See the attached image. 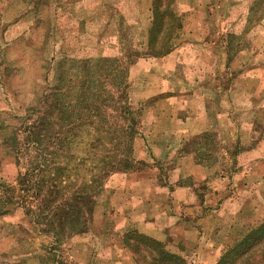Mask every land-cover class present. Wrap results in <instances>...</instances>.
Instances as JSON below:
<instances>
[{"label": "rangeland", "instance_id": "1", "mask_svg": "<svg viewBox=\"0 0 264 264\" xmlns=\"http://www.w3.org/2000/svg\"><path fill=\"white\" fill-rule=\"evenodd\" d=\"M174 8L183 21L176 46L156 57L144 53L152 0H0V264H139L124 243L129 229L166 242L188 264H216L264 221V0H176ZM154 40L158 45L161 37ZM133 50L139 54L129 65V100L139 123L135 165L127 172L147 170L142 178L168 186L165 205L151 183L149 202L156 203L140 197L134 203L132 196L145 191L141 178L128 186L116 175L123 171L115 172L88 230L54 248L53 236L29 212L38 198L32 192L26 198L19 182L34 152L17 151L7 137L56 85L59 59H126ZM190 119L196 122L187 138ZM136 138L147 158L135 154ZM166 144L173 147L160 158ZM194 161L204 169L195 171ZM189 182L194 202L174 204V184ZM163 210L178 213L173 218L187 230H173L169 219L154 223L153 234L138 227L141 215L157 219Z\"/></svg>", "mask_w": 264, "mask_h": 264}, {"label": "trees", "instance_id": "2", "mask_svg": "<svg viewBox=\"0 0 264 264\" xmlns=\"http://www.w3.org/2000/svg\"><path fill=\"white\" fill-rule=\"evenodd\" d=\"M175 4L152 0L144 53L158 57L176 46L183 21ZM138 54L133 50L126 59L107 54L62 57L56 63V85L42 95L39 105L26 109L22 128L7 137L6 143L17 151L34 152L19 182L26 198L31 192L38 198L29 212L53 236L54 248L65 236L88 230L105 180L135 165L139 119L129 100V65ZM251 228L216 264H264V221ZM124 243L138 254L139 264H188L166 242L137 229L125 232Z\"/></svg>", "mask_w": 264, "mask_h": 264}, {"label": "crops", "instance_id": "3", "mask_svg": "<svg viewBox=\"0 0 264 264\" xmlns=\"http://www.w3.org/2000/svg\"><path fill=\"white\" fill-rule=\"evenodd\" d=\"M193 121L196 122V119L195 120L190 119L189 124H187L186 134L183 135L184 137H187L188 138L189 132H190V128L194 127L193 125L190 124V122H193ZM162 138H164V140H166L167 142H173V141H171L170 137H169V139H167L168 138L167 136H163ZM146 139H147V142L150 143V141L152 139H154V137L153 136H150V137H146ZM180 140H181V138H180ZM172 147H173L172 144H169V145L166 144L165 149L166 150H169V151L166 152L165 154L163 153V155H162V152H161L160 153L161 154V157H160V155H158L156 153L155 154V155H157L156 157L166 158L167 155H168V153L172 149ZM141 148H142L141 147V142H139L138 141V138H136V142H135V154L138 155L139 158H141L142 156L144 158H147V155L142 152V149ZM141 152H142V154H141ZM170 156H172V155H170ZM186 157L188 159L190 157V154L188 156H186ZM193 160H194V157H193ZM194 163H195V161H194ZM203 167L204 166H202L201 164H198V163H195L194 164L195 171L198 170V169H204ZM176 170H179V168H177ZM147 174H149V172L147 170H142V171L123 172V173H119V174H116V175L122 177L125 180L126 185L129 184L128 186H134L135 183H136L135 181L138 180L139 178H141L142 182L140 183L139 186H143L144 185L145 188L143 190H145V191L141 195H136V196L134 195V196H132V201H134V203H135L136 198H139V197L141 198V202H144L146 204L149 203V205L150 204L152 205V203H156L155 201H153L152 203L149 202L150 195L153 194L150 191L151 190L150 185L152 184V186L154 185L157 188L159 187L157 189V191L159 190L158 191L159 195H158V197L156 199L160 198V201L158 199L159 203L162 204V205H165L164 202H163V200H164L163 198L165 197L163 193L165 192L166 187L168 188V186L160 185L157 181H154V180H152V183L150 182L151 183L150 184L147 181V179H148V177H147L148 175ZM142 177H145L147 179L142 178ZM173 180L171 181V183H173ZM174 186H175L174 189L170 191L171 193L169 192L171 194V196H172L171 200L174 202V204L179 205L180 203H183V204H186V205L190 206L191 204H189V203L194 202L195 197L197 195L196 190H195L196 189V186L194 184H191L190 182L189 183H186L184 185H178V186L176 184H174ZM133 189H134V187H133ZM155 195H157V194H155ZM185 195H186V197H185ZM130 198H131V196H130ZM184 202H186V203H184ZM145 210L146 211H149L147 209H145ZM160 213H163L164 215H162L161 217H157V219H153L152 217L147 218L144 215H141L140 216V222H138V227L141 230H143L144 232L150 233L151 232L150 231V228H152V226H153L154 223H157L158 221H162L163 222L164 219H169V220H172V221L174 220V223L175 224H173L172 227L174 226L175 228H177V230H182L181 228H183L184 230H187L186 229V226L187 225L185 224L184 220H182V218H180L178 216H177V218H173V216L176 215V214H178V213H176V212H169L168 213V212H165L164 210L162 212H160ZM129 217L130 218H127L129 221L130 220H133V221L135 220L134 217L132 216V213L131 212L129 214ZM174 227H173V230H175ZM150 234H153V233H150Z\"/></svg>", "mask_w": 264, "mask_h": 264}]
</instances>
